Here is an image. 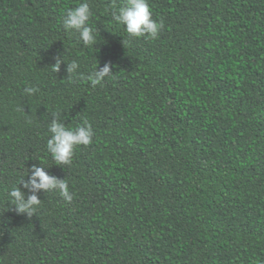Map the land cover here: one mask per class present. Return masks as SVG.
I'll use <instances>...</instances> for the list:
<instances>
[{
    "label": "trees",
    "instance_id": "16d2710c",
    "mask_svg": "<svg viewBox=\"0 0 264 264\" xmlns=\"http://www.w3.org/2000/svg\"><path fill=\"white\" fill-rule=\"evenodd\" d=\"M82 2L0 0V264H264V0H149L156 39L115 21L126 0H86L90 46L63 27ZM53 119L92 125L70 165ZM33 165L71 202L17 213Z\"/></svg>",
    "mask_w": 264,
    "mask_h": 264
},
{
    "label": "clouds",
    "instance_id": "9594fccd",
    "mask_svg": "<svg viewBox=\"0 0 264 264\" xmlns=\"http://www.w3.org/2000/svg\"><path fill=\"white\" fill-rule=\"evenodd\" d=\"M92 16L88 2L79 3L76 7L67 11L63 19V27L66 31H76L84 45L90 46L95 43V36L89 21ZM115 21L126 27V32L135 37L148 36L156 39L163 28V22H158L152 18L149 0H126L118 12L113 13ZM62 63H66L62 57H56V63L52 65L53 71L59 72ZM79 64L73 60L67 63L69 78L78 74ZM112 72V65L106 63L93 70L87 77L93 87L101 84L105 77ZM29 95L34 94L37 89L28 87L25 89ZM50 138L47 140V151L58 166L70 165L74 154V148L78 145H89L92 142L94 131L92 125L87 121L83 125L75 128L66 127L59 119H53L49 124ZM23 188L28 189L31 195L21 190V187H14L9 192V198L15 210L19 214H27L31 217L41 199L37 195L41 190L48 192L58 190L65 201L71 202L73 199L69 191L68 183L65 179L51 176L45 171L44 167L33 165L31 169V179L21 180Z\"/></svg>",
    "mask_w": 264,
    "mask_h": 264
}]
</instances>
